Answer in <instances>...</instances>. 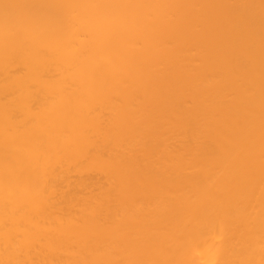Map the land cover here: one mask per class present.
Returning a JSON list of instances; mask_svg holds the SVG:
<instances>
[{"label":"bare ground","instance_id":"1","mask_svg":"<svg viewBox=\"0 0 264 264\" xmlns=\"http://www.w3.org/2000/svg\"><path fill=\"white\" fill-rule=\"evenodd\" d=\"M0 264H264V0H0Z\"/></svg>","mask_w":264,"mask_h":264}]
</instances>
